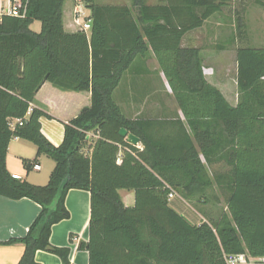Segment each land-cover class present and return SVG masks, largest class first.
Wrapping results in <instances>:
<instances>
[{
  "label": "trees",
  "instance_id": "trees-1",
  "mask_svg": "<svg viewBox=\"0 0 264 264\" xmlns=\"http://www.w3.org/2000/svg\"><path fill=\"white\" fill-rule=\"evenodd\" d=\"M64 1L22 0L23 18L0 16V196L40 207L25 236L1 245H23L18 264H38L37 251L70 264L69 249L51 246L49 238L52 226L69 218L66 194L84 190L89 236L78 248L88 253V264L264 259V47L237 46L232 106L206 80L201 48L184 42L240 0H131V7L81 0L90 10L88 35L64 32ZM235 15L236 33L219 50L247 41L243 15ZM34 21L41 23L38 34L30 30ZM149 53L182 119L131 120L114 101L124 73ZM44 79L62 91L91 94L90 106L64 124L57 147L40 131V118L52 117L31 106ZM122 128L139 138L141 150L118 135ZM14 138L53 161L46 185L12 179L6 155ZM121 190L134 193L133 206L123 204ZM171 193L196 207L225 210L217 218L203 210L205 221L193 223L173 207Z\"/></svg>",
  "mask_w": 264,
  "mask_h": 264
},
{
  "label": "crops",
  "instance_id": "crops-1",
  "mask_svg": "<svg viewBox=\"0 0 264 264\" xmlns=\"http://www.w3.org/2000/svg\"><path fill=\"white\" fill-rule=\"evenodd\" d=\"M81 9L86 17L90 16L88 7L84 5ZM75 10L73 0H69V6H63L62 24L66 34H75L80 31L75 23ZM30 30L36 34L40 33L41 23L34 21L30 25ZM191 33L184 40L187 44L191 42V36H189ZM85 34L88 35V32ZM190 46L196 47L195 45ZM200 55L203 59L206 80L219 89L227 102L234 106L237 98L234 103L228 100L216 83L212 67L206 63L202 50ZM122 83L124 86L120 88ZM115 95H117V101ZM170 96L171 92L166 79L158 70L152 53H149L146 59H136L124 73L119 86L113 92L114 101L122 113L131 120L138 118L171 119L177 115L182 119L176 102L174 101L175 108L168 105ZM90 103V92L62 91L51 83L44 82L37 91L31 106L43 110L52 117V119L40 118V131L53 146L57 147L63 140L64 124L78 116L83 109L88 108ZM87 139L90 144H93L97 136L91 133L88 134ZM137 148L141 150V144ZM36 152L37 149L33 144L17 138L12 139L8 144L6 155L8 173L11 176H18L19 181H26L35 186L46 185L54 163L44 155L36 156ZM34 165H38L39 170H34ZM131 192L119 191V196L127 207L134 204V193L131 194ZM176 196L175 198H179L178 195ZM175 198L170 199L171 202ZM64 206L69 213V218L52 226L49 242L53 247L69 249L70 264H88V253L78 247L80 243L88 242L90 194L84 190H70L64 199ZM175 208L178 209L176 205ZM39 212L40 207L28 199L14 201L0 196V264H18L24 251L23 245L2 246L1 244L10 239L25 236ZM34 260L38 264H61L56 255L44 251H37ZM243 264H264V259H256V263L244 262Z\"/></svg>",
  "mask_w": 264,
  "mask_h": 264
},
{
  "label": "rangeland",
  "instance_id": "rangeland-1",
  "mask_svg": "<svg viewBox=\"0 0 264 264\" xmlns=\"http://www.w3.org/2000/svg\"><path fill=\"white\" fill-rule=\"evenodd\" d=\"M163 1L164 0H145V3L147 5H157ZM258 1H260L261 4L255 3L254 0L232 1L229 12H224L225 18L220 16L212 18L203 28L189 35L191 36V42L188 44L201 48L206 63L212 67L211 70L214 72L216 83H218L224 92V95L232 103H234L237 98L235 62V50L237 46H251L256 48L264 47V0ZM95 4L98 6L131 7V0H95ZM64 5L69 6V0H65L63 6ZM236 11L243 15V22L246 26L247 41L236 42V44L230 47L226 46L227 49L225 50H219L217 49V46L228 39L230 35L236 33V22L234 20L236 17ZM123 86L122 83L120 88ZM116 97L117 95H115V100L117 101ZM168 105L171 108H175V102L171 96L169 97ZM218 169H221L220 165L211 167L210 171ZM171 204L174 206L176 205L178 207L176 210L187 216L193 223H200L203 220L205 221V218L201 214V211L203 210L210 218H217L220 212L225 210L223 204L218 206L210 205L201 208L193 206L187 202L178 201L177 199H174ZM245 262L256 263V259L245 258Z\"/></svg>",
  "mask_w": 264,
  "mask_h": 264
},
{
  "label": "built area",
  "instance_id": "built-area-1",
  "mask_svg": "<svg viewBox=\"0 0 264 264\" xmlns=\"http://www.w3.org/2000/svg\"><path fill=\"white\" fill-rule=\"evenodd\" d=\"M75 3V23L79 26L80 31L87 33L90 29V20L89 17H86L85 14H83L82 9L83 3L81 0H73ZM25 5L23 4L22 0H0V16L1 15H8L11 17H20L23 18L25 16ZM19 124H21L20 121H16ZM15 122H13L10 127L13 128ZM34 170H39L38 165L33 166ZM14 180H19V177L16 175L11 176ZM175 193L169 194L168 198L172 199L177 197L174 195ZM227 264H238V263H244L245 257L244 256H229L226 259Z\"/></svg>",
  "mask_w": 264,
  "mask_h": 264
},
{
  "label": "water",
  "instance_id": "water-1",
  "mask_svg": "<svg viewBox=\"0 0 264 264\" xmlns=\"http://www.w3.org/2000/svg\"><path fill=\"white\" fill-rule=\"evenodd\" d=\"M45 82V79L42 81L41 85ZM118 135L121 138H124L126 140V142L134 147H137L140 144V140L138 137L134 136L131 133H128L127 130H125L124 128L120 129L118 132Z\"/></svg>",
  "mask_w": 264,
  "mask_h": 264
}]
</instances>
